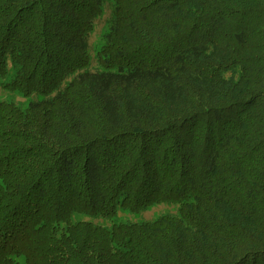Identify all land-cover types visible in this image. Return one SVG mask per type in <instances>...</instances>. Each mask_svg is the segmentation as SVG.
<instances>
[{"label": "trees", "instance_id": "trees-1", "mask_svg": "<svg viewBox=\"0 0 264 264\" xmlns=\"http://www.w3.org/2000/svg\"><path fill=\"white\" fill-rule=\"evenodd\" d=\"M0 79V264H264V0H0Z\"/></svg>", "mask_w": 264, "mask_h": 264}, {"label": "rangeland", "instance_id": "rangeland-1", "mask_svg": "<svg viewBox=\"0 0 264 264\" xmlns=\"http://www.w3.org/2000/svg\"><path fill=\"white\" fill-rule=\"evenodd\" d=\"M107 17H108V10L106 8L102 17H100V19L96 22L94 29H93L91 36H90L89 42H90V55H91V57H93L94 52L96 51V49H98V47L102 43L101 37H102L103 32L105 31V27H106L105 21H106ZM93 65H95L94 62H93ZM1 82H2V80L0 79V101H3V100L11 101V102H14L15 104H17L22 109L26 108L30 99L20 97L19 95L15 94V93H10V92L4 90L1 86ZM169 211L171 213H174L175 208L157 206V207H153L149 211H147L145 213H141V214L123 215L122 212H120L118 214V219L126 218L125 220H131V221H151L155 217L160 215L161 213L169 212ZM117 221H120V220H117Z\"/></svg>", "mask_w": 264, "mask_h": 264}]
</instances>
